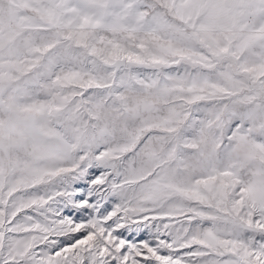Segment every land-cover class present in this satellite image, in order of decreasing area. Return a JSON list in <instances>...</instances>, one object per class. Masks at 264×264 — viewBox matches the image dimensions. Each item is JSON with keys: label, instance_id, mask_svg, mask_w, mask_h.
Instances as JSON below:
<instances>
[{"label": "snow or ice", "instance_id": "1", "mask_svg": "<svg viewBox=\"0 0 264 264\" xmlns=\"http://www.w3.org/2000/svg\"><path fill=\"white\" fill-rule=\"evenodd\" d=\"M0 264H264V0H0Z\"/></svg>", "mask_w": 264, "mask_h": 264}]
</instances>
